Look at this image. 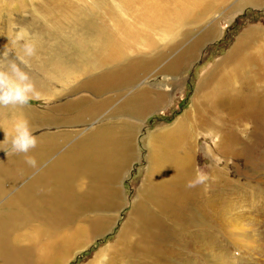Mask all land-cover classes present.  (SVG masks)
<instances>
[{
	"label": "bare ground",
	"instance_id": "bare-ground-1",
	"mask_svg": "<svg viewBox=\"0 0 264 264\" xmlns=\"http://www.w3.org/2000/svg\"><path fill=\"white\" fill-rule=\"evenodd\" d=\"M52 1L54 4L50 6ZM171 1L173 3L167 5L161 0H86L82 6L75 4L79 9H76L78 17H81L80 11L86 15L81 21L83 27L66 29L62 24L53 23L37 34V53L32 62L35 72L41 77L31 73L37 92L42 94L43 83L50 85L81 76H88L84 85L80 84L95 95L115 84L126 83L127 88L139 86L140 72L150 74L154 64L165 61L171 49L161 51L156 58L139 54L147 48L158 47L155 35L159 32L165 31L163 37L172 40L195 12L202 9V4H207L206 0ZM219 1L221 5L228 2ZM42 5L46 10L43 16L57 10V6L58 11H65L63 0H46ZM211 9L212 6L207 5L204 12ZM142 11L149 13L146 18L148 26L144 27L134 17H128L129 22L125 21L126 14L129 16ZM214 21L205 22L206 34L198 36V44L189 47L194 46L197 50L205 36L211 38L214 35L217 31ZM186 35L182 39L188 38ZM258 38L255 30L240 35L219 66L220 73L215 74V78H205L198 86L199 95L193 100V111H189V126L185 120L179 121L168 129L151 134L148 166L141 180L145 182L136 191L131 204L117 188L118 184L124 185L123 175L137 157L133 153V121L129 119L139 118L159 107L167 98L163 92L156 97L150 96L147 88L127 92L114 110V114L127 117V124L123 127L97 124L90 129L103 118L98 116L107 112L105 100L77 113L73 110L69 119L60 117L56 109L51 114H35L20 107L0 108V142L5 139V131L8 133L12 129V120L17 116H23L30 123L45 121L50 125H84L87 129L76 133L72 146L50 160L46 159L60 143L55 134L44 132L38 135L37 146L29 153H15L0 162V264H65L87 250L97 238L111 232L117 216L127 205H131L130 218L121 226L113 244L96 254L99 260L105 254L108 264H143L148 254L152 255V261L155 262L156 258V264H236L229 260L230 255L227 256L231 247L225 244L217 246L211 233L201 231L198 237L190 238L185 230L188 223L193 225L204 221V212L214 211L224 233L234 244L246 246L248 241L256 239L249 233V228L235 226L224 218L231 205L226 203L223 190L228 180H232L226 174L229 160L238 165L240 159L254 157V166L259 164L260 158L264 160V154H259L264 147V45ZM188 49L162 67L169 71L182 69L187 63L183 58H186ZM135 54L137 59L131 58ZM120 62L124 64L112 67ZM157 79L151 78L152 82L156 81L151 88L163 85ZM232 82L237 84L234 91H218L221 86H230ZM70 104L60 105L58 111L71 112ZM226 109L231 110L227 118H233V121H225L222 111ZM240 124L246 133L250 129L246 140H241ZM202 129L209 135L216 134L218 140L213 143L212 153L221 155L213 159L210 173L214 177L213 186L206 190L203 185L186 187L196 173L197 145L192 142H195L194 131L201 134ZM26 156L34 157L39 165L43 164L42 167L37 169L28 165ZM220 163H225V166L220 167ZM253 171L264 179V163L254 167ZM19 177H26L25 183L21 189H16ZM262 182L260 184L264 188ZM209 192L213 195L208 196ZM178 250H188V253L195 254L192 253L195 258L202 259L190 260Z\"/></svg>",
	"mask_w": 264,
	"mask_h": 264
},
{
	"label": "rangeland",
	"instance_id": "rangeland-1",
	"mask_svg": "<svg viewBox=\"0 0 264 264\" xmlns=\"http://www.w3.org/2000/svg\"><path fill=\"white\" fill-rule=\"evenodd\" d=\"M43 1L46 0H0V51H3L4 46L8 43L9 38L7 34H9L10 25L13 23L26 25L31 31L36 34L40 33L43 28L47 29V26L53 23L62 24L63 28L69 27L70 29L74 28L75 26L77 28L83 27L81 21L86 18V15L83 11H80L81 17H78L79 15L76 12L77 8L75 4L82 6L84 1L86 2V0H63L65 11H58L57 6V10H52L49 13L50 15L48 14V16H43V14L46 13L45 8H42ZM161 1L166 5L168 3H173L171 0ZM206 1L207 4H202V9L200 8L199 11L197 10L195 12V14L193 15L194 18L192 16L191 19H189V23L182 26L183 28L181 27L177 31V35L172 40L163 37L165 31L162 30L163 32H159L155 35L158 47L153 49L147 48L146 50L141 52V54H139H143L142 56L146 58H156L158 54L161 53V51H166L165 49H171L168 55L166 54L167 59L165 58V61L163 62L159 61L160 63L156 62L150 74L144 73L143 71L140 72L139 86L133 85L131 87L130 85L127 88L126 83L119 85L115 84L106 88L107 90L105 89V91L102 90L103 92L100 91V94L95 95V93L83 87L85 81L88 79V76H81L66 79L59 83H50V85L43 83L44 88L42 94H39L40 97L31 100L22 108L20 107L21 109H26L27 112H29V110H32L35 114L36 112L38 114H51L54 113V110L56 109L60 117L69 119L71 118V114H73L74 111L75 113H77L78 111L86 109L89 106L100 104L105 100L107 101V112L99 115L98 117L103 116V118H101V120L98 119L95 123V126L91 127L90 129L98 125L101 126V124H117L119 127H123L127 124V117H121L123 115L117 113L114 114V110L123 100L122 97L126 95L127 92L130 93L131 90L138 91L139 88H147L150 91V96L153 97H156V95L160 96V94L163 92L162 94H165L167 98L159 107L155 108V110L151 109L145 114H142V116H140L139 118L131 117L129 119H132L133 121L134 129L132 135L134 140L133 144H135L133 153H135L137 157L135 161L130 164L131 167L130 165H128L127 169L130 168V170L126 169L125 174L123 175L122 182L124 183V185L118 184L117 186V188L122 190V194L125 199L127 198V203L129 202L131 204V202L135 200L134 198H136V191H138L141 188V184L145 182V180L143 182L141 180L145 173L146 167L148 166V140H150L151 134L156 131L159 132V130L161 129H168L174 126L173 124L179 121L185 120L188 124L187 126L190 125L191 121L189 111H193V100L195 99V96L199 95L198 86L200 87L202 81H204L205 78L206 80L212 79L215 78V74L218 75L220 73L219 66H221L229 52H231L240 35L247 33L248 31L255 30L259 37V43L261 45H264V0H228V2L224 5H221V1L219 0ZM53 4L54 2L52 1V4H50V6ZM207 5L212 6V9L210 11L204 12V8ZM128 15L129 16H127L126 14V20H123L129 22L128 17H134L140 20L144 27L146 25L148 26L146 20V18L149 16L148 12L142 11V13H135L134 15L136 16L131 14ZM204 15H206V18ZM70 16L78 18H72ZM202 18L205 19L203 20L204 22L199 23L198 20ZM213 20L216 21L214 22L216 24L217 30L214 35L211 36V38H209L210 36H207V38L205 36V38L203 39L204 42L199 45L197 50L193 48L194 46L189 47L190 45L192 46L198 44L197 39L200 38L203 34H206L205 22L210 23ZM131 22L132 21H130V23ZM202 29H204V31ZM67 33L68 35L71 34V32L69 31ZM185 33L187 34L186 36H188V38L182 39ZM9 47H11V45H9ZM187 49L190 53L188 52V54L185 55L186 58H183V61L186 59L187 63H184L182 69L178 71H169L162 67L166 65L169 60L172 61V58L187 52ZM38 56L40 59L41 56ZM137 56L138 55L135 54L132 55L131 58L137 59L135 58ZM123 64V62H120L116 65H113L112 67H119ZM34 66L35 65L32 62L31 73L37 75L38 77H41L38 73L35 72ZM153 77L158 78L157 80L163 83V85L160 86L161 89L159 88V85L156 87L155 85H153V88H151V84L153 82H156H152L151 78ZM80 83L83 85H81ZM258 84L260 83L258 82ZM236 88L237 84L235 82H232L230 86H221L220 88H218V91L225 92L229 89L234 91ZM77 102H79L80 105L78 104L77 106ZM69 103H71V112L58 111L60 105L68 106ZM114 103H116L117 105ZM222 112L224 114L225 121H228V119L233 121V118H227L231 112L230 109L223 110ZM188 117L189 119H187ZM104 121H106V123H104ZM31 125L38 130L36 132L37 135L44 132L55 134L57 137L56 139L60 143L58 147L59 149L57 148L56 151H53L54 153L52 152L49 155L50 158H47L46 160H50L56 155L59 156V154H63L70 147V145L72 146V141L76 137L75 134L78 132H86L87 130L86 126L84 125H82L81 127L69 124H61L62 126L53 124L50 125L45 121H42L39 124L36 121H32ZM56 127L59 128L57 129ZM244 128L245 127L242 126V124L238 126V129L242 136L241 140H246L248 138V134L250 133V129L248 130V133H246L244 132ZM227 131H230V129ZM194 132L196 133L194 138L195 142H192L194 144L196 143L197 145V151L195 154V171L200 170L209 175L210 179L206 182V184L203 185L206 190L210 189L211 186H213L212 182L214 180V177L212 178L210 176L211 166L214 162L213 159L214 157L215 159H217L221 156L219 153H212L214 151L213 143H215L218 138L216 134L209 135L208 132L203 131V129L200 132L201 134H199V132L197 131ZM8 133L10 135V138L8 140L0 142V147H2L0 148V162H3L4 160H6V158H8V156L11 157L16 153L13 151L10 144L12 129ZM0 138L2 140V136H0ZM186 143H188L187 140ZM260 151L261 152L259 154H264V147ZM224 158L229 160V157L225 156ZM255 161L256 159L254 157L242 158L237 165L232 160H229V162H227L226 164L227 168L229 167L226 174L230 176L232 180H228V183L226 184L223 191H225L224 198L226 199V203L231 205V210L225 213L224 218L234 223L235 226L243 225L244 227L249 228V233L255 235L256 239L254 238L252 241H248L246 246L234 244V241L229 237V235L224 233V230L218 222V217L215 218L214 211H207V213L204 212V216L206 217L204 221L192 223L193 225H190V223H188L186 227L188 226L189 228L187 227V229L185 230L190 238L198 237V234L201 231L211 233V235L214 236V243H216L217 246H219L220 244H225L231 247L227 256L230 255L228 256L229 260L231 262L233 261V263L236 264H264V200L262 199V197H264V188L262 187V184H260V181L262 182L264 179L261 178L260 174L258 175L253 171L254 167L261 166L264 163V160L263 158H260V160H258L259 164H256V166H254ZM42 165L43 164L39 165L37 163L35 168H41ZM221 166L224 167L225 163H220V167ZM27 176L29 178V173L27 174ZM26 177H19V181L15 186L16 189H21L23 187ZM234 177L239 178L234 179ZM212 193L213 192H209L208 196H212ZM130 210L131 205H127V207L120 212L121 214L117 216L116 222L113 226L114 228L111 232H109L104 237L97 238L87 250L81 251L73 258L67 260L65 264H108V257H106L105 254L100 257V260L99 257L96 256V254L105 249L110 244H113V242L116 240L118 232L121 229V226H123L124 222L128 221V219L130 218ZM229 216L230 218H228ZM248 225H250V227H248ZM228 239L231 240L229 241ZM188 241V243H190L191 239H189ZM149 243L150 245H152L151 242ZM169 246L172 245L169 244ZM187 251L182 252V250H178L179 253L190 260L196 259L198 261L202 259L195 258L193 256V252L192 254L190 252L188 253ZM146 255L147 257L143 259V264H156V258L154 262L150 258L152 255ZM237 259L240 261H238ZM177 260L178 259H176V261Z\"/></svg>",
	"mask_w": 264,
	"mask_h": 264
},
{
	"label": "clouds",
	"instance_id": "clouds-1",
	"mask_svg": "<svg viewBox=\"0 0 264 264\" xmlns=\"http://www.w3.org/2000/svg\"><path fill=\"white\" fill-rule=\"evenodd\" d=\"M7 36L8 43L3 51H0V108H22L31 100L39 98L31 75L32 59L37 53L38 36L29 27L19 23L10 25ZM37 131L23 116L15 117L12 120L10 139L13 151L27 154L34 149L38 143ZM5 133L3 141L9 139L8 133L6 131ZM26 163L35 167L37 161L32 156H26ZM209 179L207 173L197 170L186 187L195 188L204 185Z\"/></svg>",
	"mask_w": 264,
	"mask_h": 264
}]
</instances>
